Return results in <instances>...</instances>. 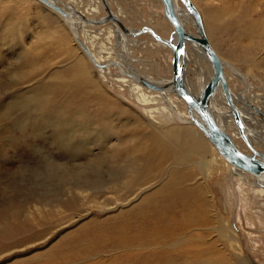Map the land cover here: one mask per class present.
<instances>
[{"label": "rangeland", "instance_id": "rangeland-1", "mask_svg": "<svg viewBox=\"0 0 264 264\" xmlns=\"http://www.w3.org/2000/svg\"><path fill=\"white\" fill-rule=\"evenodd\" d=\"M197 1L234 92L264 98V64H253L252 40L242 37L248 20L264 28V0H212L229 9L236 33L226 37L207 0ZM109 2L130 28L172 34L161 0ZM108 27L91 26L115 57L154 81L172 76L170 47L148 33L123 44ZM116 66L108 75L95 68L63 17L39 1L0 0V264H264V192L255 178L235 174L223 157L202 165L194 150L206 161L217 153L202 131L163 110L148 117L120 80L132 77Z\"/></svg>", "mask_w": 264, "mask_h": 264}, {"label": "bare ground", "instance_id": "bare-ground-1", "mask_svg": "<svg viewBox=\"0 0 264 264\" xmlns=\"http://www.w3.org/2000/svg\"><path fill=\"white\" fill-rule=\"evenodd\" d=\"M40 3L44 4L47 8L53 10L57 14L63 17V19L68 23L69 29L72 32L74 39L80 46L81 50L84 51L85 56L88 58V60L91 62V64L101 70V72L105 75H108V72L110 71V67L117 65L119 67L120 72L124 74H128L129 76L132 77L133 80H126L121 78L120 80L122 82H128L126 85L129 86V89L131 93L136 97L138 103L141 105L145 106L144 111L148 115V117L152 118H158L159 115L158 113H161L163 110L165 113V116L172 118L173 115H175L179 120L185 123H190L192 122L195 126H197L202 133L206 136L204 131L198 126L196 123L197 120L202 122V118L200 114L193 108H190L184 98H182L175 90L174 85H173V69H172V76L170 78H163L161 77V80L154 81L156 80L155 77H153L151 74H146L142 75L139 73L137 70H135L134 66L131 64L128 60V58L124 57V60L126 59V62L123 61V59L120 57H115L113 55V48H107L103 47L101 43L98 41V34L99 31L97 29H92L91 26L93 25H103V24H108L111 23V27H108V36L110 39L113 36H116L120 42L123 44L128 43L129 38L127 36H133L136 37L140 34L139 31L141 28H128V32H124L120 26L115 22L112 21L108 18L107 12L105 13V16H102L100 18H95V15L97 13H100L103 8L105 9V5L103 0H90L89 4L86 7L80 8L79 6L75 5L73 1H68L64 5L59 4V0H47L49 4H45L44 2L37 0ZM111 11L118 16L122 22H124L121 13H116L113 11L111 8L109 0H105ZM175 9L177 11V14L187 31V33L191 35H198L197 31V25L195 21V17L193 15V12L189 6H187L186 2L191 1L193 5L198 9L201 15V19L203 21V26L206 32V35L213 45L211 39L209 38V31L207 28V24L205 21L204 14L199 10V7L197 5L198 1L197 0H173ZM204 1V0H202ZM83 4V3H82ZM222 3L215 4L212 0H207V3L205 5V11L207 12L209 18L213 21V26L214 29L218 30L219 33L223 36L226 37V35H230L231 33L235 32L232 28L234 27V24L230 21H226L225 16L228 14L229 9L226 7H221ZM59 8L60 10H57L56 8ZM106 10V9H105ZM62 11V12H61ZM124 15V14H123ZM91 16H94L91 18ZM165 17V15H164ZM166 18V17H165ZM167 19V18H166ZM168 20V19H167ZM258 20V19H257ZM256 21V20H255ZM254 19L248 20L247 25L245 27L244 25V30L242 28V37L245 40V38H251V46L253 50V55L251 60L253 61V64L256 66H261V64H264V28L263 25L255 22ZM157 21H153V23ZM259 22V20H258ZM264 22V21H263ZM158 23V22H157ZM170 23V22H169ZM244 23V22H243ZM171 24V23H170ZM232 24V26H231ZM193 27V30L190 29V27ZM173 27V26H172ZM153 30L154 33L160 35L153 29L151 26H146V32L148 33L151 38L154 40V44L157 45H163V46H168L170 47L167 43L162 42L160 40H157L153 33L149 31V29ZM236 33V32H235ZM161 36V35H160ZM231 36V35H230ZM163 37V36H161ZM164 39L171 40L173 43L177 42V36L176 34L173 33L170 35L169 38L163 37ZM191 45V49L193 50L191 56H193V61H194V66L195 68L192 69L194 71V77L192 76V79H188V75L185 77L186 73V61L185 59L188 57V52L189 50L187 49V44ZM248 44V43H247ZM250 45V43H249ZM106 46V45H105ZM214 46V45H213ZM245 46V45H244ZM127 47V46H126ZM241 46H239L240 48ZM171 48V47H170ZM215 51L217 54L220 56L226 78L228 81L229 85V90L231 93V97L233 99V102L235 106L237 107L239 111V115L241 118V124H242V130L241 132L234 114L232 112V109L230 108L227 98H226V93L223 89V86L221 83H218L217 86L215 87L213 93L210 95L209 98V108L211 111V114L215 121L218 123V125L229 134L235 145L241 149L243 152L247 154H252L249 153L248 150L243 149L239 145V140H242L248 148H250L247 143L245 142V139L242 135L248 139L249 143L255 148L256 150L258 149L259 145H264V98H257L259 93L255 94L253 98H250L249 96L246 95L245 92H240V94H237L234 92L232 85L230 83V75L227 74V69L226 65L223 61L222 56L214 47ZM251 49V48H250ZM87 50L89 52H87ZM172 50V49H171ZM257 51L262 52L263 54H258ZM124 52V51H123ZM173 52V51H172ZM259 52V53H260ZM249 54V53H248ZM128 55V54H127ZM184 68L182 69L183 72V80L185 83V86L187 89L194 95V96H201L206 85L210 82V80L214 76V67L204 50V48L195 40H187L186 43V48L184 52ZM250 56V55H249ZM130 57V56H129ZM173 58V57H172ZM192 58V57H191ZM199 59L202 60H207L209 66L208 67H203L202 64H199ZM132 60V59H131ZM189 60V59H188ZM247 60V59H246ZM192 61V62H193ZM130 64V66H126L127 68L123 70L121 67L122 65L125 64ZM121 65V66H119ZM189 65V64H188ZM116 66V67H117ZM231 69L233 70V75H238V77L242 79H246L247 75L243 74L240 70L235 68L234 65L231 64ZM191 70V69H189ZM192 75V74H191ZM146 81L151 84H155L159 87L158 90H154L146 86L143 82ZM246 81V80H245ZM127 86V87H128ZM160 100H162V103L165 104L166 106L169 107V109L162 107V106H156V107H151L153 106L152 104H157ZM185 105L187 111H185ZM173 113H172V112ZM153 120V119H152ZM189 131V128H185V132ZM184 132V133H185ZM181 134H178V136ZM206 138L209 140V138L206 136ZM210 141V140H209ZM180 142H186L184 138V134L180 136ZM210 143L213 145L217 153H219V156H216V152L213 154V158H210V161H206L205 157L203 156V152L201 148H197L196 150L193 151V154L198 157L199 162L202 165L207 166L213 165V164H219L218 163V158H224V166L226 165H231L233 170L235 171V174L237 173H242L247 176L254 177L256 180L257 185H259L258 192L260 191L261 193L264 192V172L261 174H255L252 172H249L247 170L241 169L237 167L234 164H231L220 152L219 150L214 146V144L210 141ZM189 144L192 145V141H189ZM264 155V152L258 150ZM238 175V174H237ZM239 177V176H238ZM9 230V229H8ZM11 230V229H10ZM226 235L228 236L227 239H229L236 248H238L237 245V240L234 238V235H232L231 229L226 227L224 229ZM10 233H12L10 231ZM6 234V233H5ZM52 263V262H51Z\"/></svg>", "mask_w": 264, "mask_h": 264}, {"label": "water", "instance_id": "water-1", "mask_svg": "<svg viewBox=\"0 0 264 264\" xmlns=\"http://www.w3.org/2000/svg\"><path fill=\"white\" fill-rule=\"evenodd\" d=\"M40 1L44 2L45 4H49L47 0H40ZM103 2L105 5L108 18L112 21H115L124 32H128L127 26H125L123 22L121 21V19L111 11L106 1L103 0ZM161 2L163 4L164 15L168 19V21L171 23V25L173 26V33L176 34L177 36V42L173 43L171 40L164 39L160 35L154 33L153 30L149 28L148 29L151 33H153L154 37L157 40L167 43L173 51V58H172L173 85H174L176 92L182 98H184L185 96H189V95L193 97L192 104H190L185 98L184 100L186 101L187 105L190 108L195 109L200 114L202 118V122L197 120L196 123L204 131L206 136L214 144V146L219 150V152L231 164H234L241 169L247 170L255 174L263 173L264 172V155L258 150H256L255 148H253V146L249 143L248 139L244 136L243 133L242 135L245 139V142L252 150V154H247L243 152L241 149H239L235 145V143L233 142L229 134L225 132L218 125V123L215 121V119L213 118L211 114V111L209 108V98H210V95L213 93L217 84L221 83L226 93L228 104L234 114L235 120L241 132H243L239 111L237 107L235 106L233 99L231 97L223 62L220 56L215 51L213 45L211 44V42L209 41L206 35L200 12L193 5L191 1L186 2L187 6L191 8L193 15L195 17L197 31H198V35L195 36V35H191L187 33V31L185 30L177 14V11L175 9L174 1L173 0H161ZM56 9L60 10L58 7ZM146 30H147L146 27H143L141 28L139 33H144L146 32ZM187 40L197 41L206 51L214 67V76L210 80V82L206 85L201 96H194L187 89V87L185 86L184 80H183V72H182V69L184 68V56L183 55L185 52ZM87 52L89 51L87 50ZM143 83L151 89H154V90L159 89V87L155 84H151L146 81H144Z\"/></svg>", "mask_w": 264, "mask_h": 264}, {"label": "snow or ice", "instance_id": "snow-or-ice-1", "mask_svg": "<svg viewBox=\"0 0 264 264\" xmlns=\"http://www.w3.org/2000/svg\"><path fill=\"white\" fill-rule=\"evenodd\" d=\"M190 104L193 103V97L191 95L184 97Z\"/></svg>", "mask_w": 264, "mask_h": 264}]
</instances>
